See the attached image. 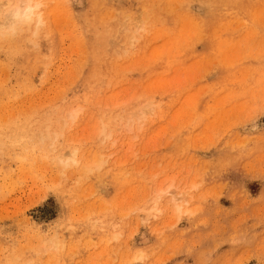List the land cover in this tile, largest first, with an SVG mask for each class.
Instances as JSON below:
<instances>
[{"label":"rangeland","instance_id":"374dc122","mask_svg":"<svg viewBox=\"0 0 264 264\" xmlns=\"http://www.w3.org/2000/svg\"><path fill=\"white\" fill-rule=\"evenodd\" d=\"M19 1L0 264H264V0Z\"/></svg>","mask_w":264,"mask_h":264},{"label":"bare ground","instance_id":"6f19581e","mask_svg":"<svg viewBox=\"0 0 264 264\" xmlns=\"http://www.w3.org/2000/svg\"><path fill=\"white\" fill-rule=\"evenodd\" d=\"M38 8H39V4H34V0H20L18 5H16V7L12 9V11L10 12L8 17L9 22L11 23L35 22L37 26H40L43 24V19L42 16L37 12ZM72 116L77 117V115H72ZM102 163H103L102 160H99L97 166L98 167L101 166Z\"/></svg>","mask_w":264,"mask_h":264}]
</instances>
